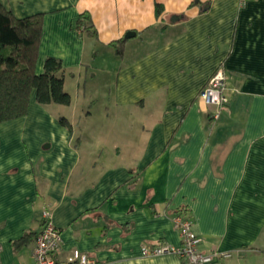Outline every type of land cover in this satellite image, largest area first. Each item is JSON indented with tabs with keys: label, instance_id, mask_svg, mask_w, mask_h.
I'll list each match as a JSON object with an SVG mask.
<instances>
[{
	"label": "crops",
	"instance_id": "1",
	"mask_svg": "<svg viewBox=\"0 0 264 264\" xmlns=\"http://www.w3.org/2000/svg\"><path fill=\"white\" fill-rule=\"evenodd\" d=\"M0 2L44 15L37 72L60 59L72 97L43 106L33 92L0 124L2 264H33L44 210L61 259L186 264L143 253L179 247L182 216L202 253L231 254L211 264H264V0ZM219 66L229 100L209 107L200 92Z\"/></svg>",
	"mask_w": 264,
	"mask_h": 264
},
{
	"label": "trees",
	"instance_id": "2",
	"mask_svg": "<svg viewBox=\"0 0 264 264\" xmlns=\"http://www.w3.org/2000/svg\"><path fill=\"white\" fill-rule=\"evenodd\" d=\"M161 11L162 7L157 4V15ZM43 19V14L17 18L0 2V124L25 116L33 92L43 106H69L72 102L71 95L64 88L65 72L60 59L48 57L43 71L37 72ZM85 26L93 36V24L88 21ZM60 123L71 129L65 117ZM31 236H23L14 245L22 247Z\"/></svg>",
	"mask_w": 264,
	"mask_h": 264
},
{
	"label": "built area",
	"instance_id": "3",
	"mask_svg": "<svg viewBox=\"0 0 264 264\" xmlns=\"http://www.w3.org/2000/svg\"><path fill=\"white\" fill-rule=\"evenodd\" d=\"M227 77L223 66H219L207 85L200 92V99L207 105L216 108L228 103ZM220 111L214 114V119H218ZM43 229L35 237L33 251V264H104L90 258L79 250H74L66 259H61L62 232L52 222L51 212H43ZM175 228L181 236V245L172 247L163 245L153 249L145 248V256H162L173 254L183 260L186 264H211L219 258H230V253L215 251L212 253H202L199 249L201 239L192 229L189 219L182 216L174 217ZM0 246V253H1ZM0 264L1 257H0Z\"/></svg>",
	"mask_w": 264,
	"mask_h": 264
},
{
	"label": "water",
	"instance_id": "4",
	"mask_svg": "<svg viewBox=\"0 0 264 264\" xmlns=\"http://www.w3.org/2000/svg\"><path fill=\"white\" fill-rule=\"evenodd\" d=\"M135 35H136L135 32H128L126 35V38H131V37H134Z\"/></svg>",
	"mask_w": 264,
	"mask_h": 264
}]
</instances>
